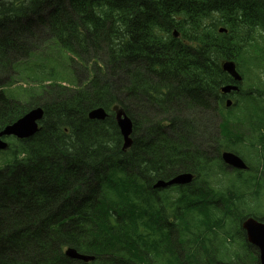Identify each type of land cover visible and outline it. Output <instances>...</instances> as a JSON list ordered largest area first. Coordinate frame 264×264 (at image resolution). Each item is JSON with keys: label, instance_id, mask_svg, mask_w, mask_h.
Listing matches in <instances>:
<instances>
[{"label": "trees", "instance_id": "obj_1", "mask_svg": "<svg viewBox=\"0 0 264 264\" xmlns=\"http://www.w3.org/2000/svg\"><path fill=\"white\" fill-rule=\"evenodd\" d=\"M53 38L66 52L69 78L56 67L48 78L60 82L26 91L24 101L8 95L5 84L25 76L15 67ZM226 62L239 70L240 90L247 72L264 71V0H0V130L44 110L35 137H11L20 145L0 151L7 155L0 167V264H260L255 248L248 262L241 251L236 263L226 260L234 237L246 241L235 224L239 196L233 184L221 194L211 185L223 171L225 137L232 144L248 137L264 143V109L217 123L221 88L236 84ZM66 79L74 87L57 84ZM140 95L145 102L134 110L156 109L174 96L176 110L134 116L127 106ZM180 99L206 117L200 129L223 136L217 149L214 140L203 155L179 136L193 124L181 118L182 108L190 109ZM116 105L133 122L128 152ZM99 108L109 117L90 120ZM234 120L240 125L232 126ZM187 173L195 176L192 184L164 189L180 194L166 208L154 185ZM70 248L95 261L67 257Z\"/></svg>", "mask_w": 264, "mask_h": 264}, {"label": "rangeland", "instance_id": "obj_2", "mask_svg": "<svg viewBox=\"0 0 264 264\" xmlns=\"http://www.w3.org/2000/svg\"><path fill=\"white\" fill-rule=\"evenodd\" d=\"M259 43H263V41L259 38ZM59 43L53 38L47 41L42 46L38 47V52L35 55V57H31V61L29 60L27 64H18L15 67V70L20 72H25V76L30 74L32 80H36L37 82L31 83L27 82L25 80V76L18 75L13 81H11L12 85H9V82L5 84V92L8 93V95L14 97L15 99H20L24 101L25 93L26 91H30L31 89L38 88L40 86L44 87V85L48 84H55V82H60V80H56L54 78H48L49 70L57 68H63V71L61 74L65 75L69 78L71 72L65 71L69 70V66L65 64L63 61L66 60L67 55L65 50H63L59 45ZM14 69V68H13ZM15 70H12L11 76L15 73ZM73 70V69H72ZM76 73H78V70H75ZM56 72V70H54ZM244 72V71H243ZM245 74V72H244ZM256 77H261L263 84H264V71L257 70L255 74L247 72V79L244 78V88L239 93H231L228 96H226V99L230 100V98L234 102V106L231 108H226L225 103L226 100L220 101L218 104H224L223 110H222V117L228 118V119H243L246 116V113L249 112V110L258 108V109H264V85L260 83V81ZM11 77H6L4 80H9ZM76 80V82H75ZM42 81V82H39ZM74 84L77 85L78 80L74 78ZM243 82V84H244ZM4 83V82H3ZM64 87H70L72 85V81L66 79L65 81H61L60 83H57ZM237 87V82L235 84ZM74 87V86H73ZM189 89V88H188ZM254 91H260L262 93L261 96H258L254 94ZM182 96V95H181ZM142 95L138 96L137 98H134L132 102L129 104V107L127 106V109L129 111L132 110V113L134 116L136 115V111L149 113L152 111L156 112V117L160 118L161 116H166L165 113L168 112H175L177 101L175 100L177 97H173L172 100L169 103H162L159 106H156V109L152 106H144L142 108H139L137 110H134V106L136 108L139 107V105L144 104V98L142 100ZM185 100V98H183ZM142 100V101H141ZM124 101V100H123ZM156 101L158 103H161L164 101L163 97L156 96ZM182 104L184 103L185 106H188L190 111H187V108H182L183 114H181V118H187L191 123V129L186 130L184 132L183 128L179 131V136L183 139H187L188 143L191 145H196L197 149L202 152L203 155L207 154L209 152V149H211V145H213L214 140L215 144L217 145L216 138L219 137V135L215 132H211V135H209L206 130H202L200 128L206 127V117L197 116L195 110L197 107L194 106V104H191L190 102L179 100ZM127 104L128 101H124ZM145 102V101H144ZM213 103V102H212ZM139 104V105H137ZM134 105V106H132ZM181 105V104H180ZM212 107L213 104H210ZM130 106H132L130 108ZM194 106V107H193ZM182 107H184L182 105ZM194 108V111L192 110ZM135 111V112H134ZM181 119V120H182ZM179 120V118H178ZM113 124V122H109ZM117 123V121H116ZM164 123H168L167 119ZM216 123V120H215ZM218 123V120H217ZM232 126L234 124L240 125L239 121H230ZM181 123H176L175 126L180 127ZM217 126V125H216ZM108 130H111V126L108 124L106 125ZM80 129V128H79ZM185 129V128H184ZM188 130H192L193 133H190ZM217 130V129H216ZM207 134V135H205ZM245 136H249V132H244ZM202 139V136H204ZM110 135H105L103 140H106ZM112 138V137H110ZM130 139L132 140L133 145V139L130 136ZM227 139V137H225ZM223 140L219 147L224 151H230L237 153L240 157H242L243 161L248 166L247 172L243 173V178L239 177V174L235 172L236 170L229 168L226 164L223 166L222 174L217 176L216 180L211 184L217 190L219 193H224L227 190L232 189L231 186L233 184L234 189L231 191L237 192L238 198H237V206L240 210L241 216L238 215L236 223L239 227H241L242 222L248 218V217H256V218H263L264 219V143L262 145L257 144V139L253 137H248L247 140L244 143H238V144H232L231 141ZM98 141L96 138L92 139V142L95 143ZM6 142L9 144V148H15V145H20L16 140L12 138H6ZM91 143V142H90ZM131 145V146H132ZM259 145V146H258ZM130 146V147H131ZM131 148H129L130 150ZM217 149V146H216ZM7 155L0 153V167H3L7 162ZM182 175V174H181ZM180 176V175H179ZM178 177V176H177ZM241 178V179H238ZM176 178V177H175ZM250 179L244 182L242 179ZM252 178V180H251ZM258 179V182L256 181ZM194 180V179H193ZM187 184H183L181 186H186ZM157 190V189H156ZM163 195L162 204L166 208H171L172 205L168 203V201L172 202L175 201L180 194L178 192L174 193L172 190H162L161 191ZM242 193H244V197L241 200ZM232 214H235L232 212ZM236 215V216H237ZM240 230L238 229L237 232L240 234ZM246 236V235H245ZM223 243V239L220 240L219 244L221 245ZM249 243V242H248ZM245 239L240 240L237 237H234L229 244L231 246L227 249L226 254V260L230 262L236 263V258L234 255L236 252L241 251L242 256L241 259L244 262H248L249 258L247 257L250 252H254V248L257 249V247L254 245H251V247L248 245L246 246ZM253 246V247H252ZM258 250V249H257ZM247 253V255H246ZM247 258H246V257ZM250 257V256H249ZM259 262V260H258ZM259 264V263H258Z\"/></svg>", "mask_w": 264, "mask_h": 264}, {"label": "water", "instance_id": "obj_3", "mask_svg": "<svg viewBox=\"0 0 264 264\" xmlns=\"http://www.w3.org/2000/svg\"><path fill=\"white\" fill-rule=\"evenodd\" d=\"M220 32L223 33L225 32V30L221 29ZM175 36L178 37L179 35L175 33ZM223 69L234 79V81L239 82L242 80V77L237 72L236 65L234 62L224 63ZM238 90L239 88L237 86L229 85L224 87L222 89V92L225 94H230L232 91ZM231 103L232 102L229 101L228 106H231ZM114 111L116 112L117 123L121 129L120 132L124 138V151H126L132 145V140L130 139V136H132L133 133V122L122 108L116 106L114 107ZM42 117L43 111L41 109L34 110L12 126H9L4 131V133H0V138L3 135H14L19 139L30 138L39 131L37 121L40 120ZM107 117L108 114L104 108H99L89 113V118L91 120L104 121L107 119ZM6 147L7 144L3 143L0 140V149H5ZM222 158L224 163L229 167H233L239 170L248 169L246 163L239 156L232 152H224L222 154ZM193 178L194 177L192 174H182L169 182L159 181L154 185V188L164 189L173 185L190 184ZM243 227L247 230L248 242H250L253 246L255 245L259 250L260 264H264V221L258 222L255 219L250 218L243 223ZM66 256L85 262L93 260V258L78 254L75 250L72 249H68L66 251Z\"/></svg>", "mask_w": 264, "mask_h": 264}, {"label": "bare ground", "instance_id": "obj_4", "mask_svg": "<svg viewBox=\"0 0 264 264\" xmlns=\"http://www.w3.org/2000/svg\"><path fill=\"white\" fill-rule=\"evenodd\" d=\"M37 109H41L42 111H43V117L40 119V120H38L37 121V124H38V129H39V131L34 135V136H32V137H30V138H25V139H19L18 137H16V136H14V135H3L1 138H0V140L3 142V143H5V144H7V147H8V143L6 142V138H15V139H17V140H19V141H26V140H30V139H32L33 137H35L39 132H40V122L43 120V118H44V110L41 108V107H38V108H36V109H33V110H31L30 112H28L26 115H28L29 113H31L32 111H34V110H37ZM26 115H24L23 117H25ZM22 117V118H23ZM22 118H20L19 120H21ZM90 119V118H89ZM18 120V121H19ZM91 120V119H90ZM18 121H16V122H18ZM93 121V120H92ZM15 122V123H16ZM14 123V124H15ZM13 124H11V125H9V126H12ZM9 126H7V127H5L4 129H2V130H0V133H4V131L9 127ZM117 127H118V129H119V131L121 130L120 129V127H119V125H118V123H117ZM7 147L5 148V149H0V151H3V150H6L7 149ZM71 249V248H70ZM72 250H75V249H72ZM76 251V250H75ZM77 252V251H76ZM78 253V252H77ZM79 254V253H78ZM88 257V256H87ZM90 258H93V260H91V261H88V262H85V261H82V260H77V259H75V258H71V259H73V260H77V261H81V262H84V263H91V262H94L95 261V258L94 257H90Z\"/></svg>", "mask_w": 264, "mask_h": 264}, {"label": "flooded vegetation", "instance_id": "obj_5", "mask_svg": "<svg viewBox=\"0 0 264 264\" xmlns=\"http://www.w3.org/2000/svg\"><path fill=\"white\" fill-rule=\"evenodd\" d=\"M220 93H221L222 95L220 96V98L217 99V103H216V104H217L216 108H217L218 122H220L221 119L223 118V117L221 116V114H220V110L224 107V104L219 105L218 103H219L220 101L226 100L225 107H226V108H230V106H228V102H229V101H232V102H233V100H232L231 98H230V100L226 99V95H224V94L222 93V91H220ZM238 93H239V92H238ZM187 111H188V110H187ZM188 112H189V111H188ZM218 135H219V137H218V140H217V148H218V142H219V140L223 137L220 133H219ZM225 140H227V139H225ZM254 219L257 220V221H259V222H263V221H264V219H261V218H256V217H254Z\"/></svg>", "mask_w": 264, "mask_h": 264}]
</instances>
